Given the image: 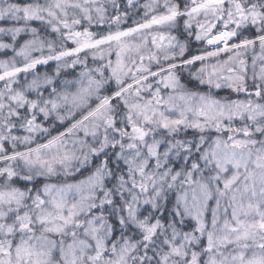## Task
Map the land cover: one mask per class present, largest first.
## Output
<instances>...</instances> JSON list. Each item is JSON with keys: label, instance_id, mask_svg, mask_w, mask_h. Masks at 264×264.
<instances>
[{"label": "snow or ice", "instance_id": "1", "mask_svg": "<svg viewBox=\"0 0 264 264\" xmlns=\"http://www.w3.org/2000/svg\"><path fill=\"white\" fill-rule=\"evenodd\" d=\"M0 50V264H264V0H0Z\"/></svg>", "mask_w": 264, "mask_h": 264}, {"label": "trees", "instance_id": "2", "mask_svg": "<svg viewBox=\"0 0 264 264\" xmlns=\"http://www.w3.org/2000/svg\"><path fill=\"white\" fill-rule=\"evenodd\" d=\"M125 2V0H121V3L123 4ZM129 12H131V9H129ZM25 37H21V41L24 39ZM6 42H10L9 39L7 37L4 38ZM67 47H72L74 45H72L71 42H68ZM192 46H191V43L189 41V46H188V50L186 51L185 53V58H187L188 56L190 55H193V54H196V53H199L200 50L198 51H193L192 49ZM15 55V53L12 51V50H0V60H4V59H10L12 58L13 56ZM33 55H39L38 53H34ZM83 55V53L81 54V56ZM18 59V57H17ZM55 67H56V64L54 61H50L47 65H38L35 69V72L36 73H39V74H49V75H52L55 71ZM156 68V67H155ZM69 70H75V69H69ZM66 73H69V71H65L64 74ZM63 74V72H62ZM28 75H32L31 73H29ZM21 76H24V74L22 73ZM180 76H181V79L182 81L184 82L183 84H185V86L189 89V90H195V89H199V85H197V83L192 80L189 75H187L186 73L184 72H180ZM21 79H23V77H21ZM22 82V81H21ZM205 89V87H201L200 89ZM202 91H205V90H202ZM217 96L221 97V98H224V97H229V98H232V99H236L237 96L234 94V93H231L229 90L227 89H223V90H219L217 92ZM243 98V96H242ZM59 130H63L62 128L59 129ZM53 134H55V131H53ZM189 135L191 136V133H189Z\"/></svg>", "mask_w": 264, "mask_h": 264}, {"label": "rangeland", "instance_id": "3", "mask_svg": "<svg viewBox=\"0 0 264 264\" xmlns=\"http://www.w3.org/2000/svg\"><path fill=\"white\" fill-rule=\"evenodd\" d=\"M136 2L138 3V5H143L144 3L147 2V0H136ZM129 15H130V19H129L128 23L131 24L133 20H140V19L143 17V11H137V10H133V9H131V12H129ZM174 34H175V33H174ZM190 43H191V46H192L191 49H192L193 51H198V50L202 51V50L206 47L205 44H203L202 42H197V41H195L194 39L190 40ZM196 54H198V53H196ZM83 55H84V54H83ZM83 55H82V56H83ZM193 55H194V54H193ZM190 56H191V55H190ZM190 56H188V57H190ZM224 58H226V57H224ZM113 59H114V56H113ZM17 61H18V62L20 61V58H19V57H18ZM89 66H95V65H93V64L91 63V56H89ZM67 70L69 71V73L75 72V73L78 75V73H79V71H80V68L78 67V68L75 69V70L63 69V70H62L63 74H62V77H61V78H64V73H65V71H67ZM153 70H156L155 65H153ZM183 72L186 73V74L188 75V72H187V71H183ZM178 74L180 75V73H178ZM40 75H41V74H40ZM42 75H44V74H42ZM31 76H32V75H28V78L31 79ZM21 77H23V76H21ZM66 78H68V79H73L74 77L71 76V75H68ZM21 81L23 82V79H21ZM181 83H184V82L182 81V79H181ZM199 86H200V85H199ZM201 87H205V86H200L199 89H195V90H192V91H200V92H206V91H207V88H206V87H205V89H204V88H203V89H200ZM202 90H205V91H202ZM222 90H223V89H222ZM218 98H221V97L218 96ZM239 98H240V99H243L242 96H240Z\"/></svg>", "mask_w": 264, "mask_h": 264}]
</instances>
